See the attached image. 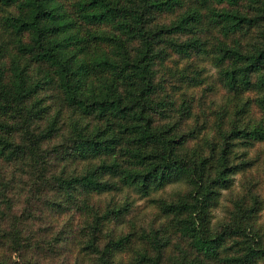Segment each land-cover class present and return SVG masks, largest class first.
Masks as SVG:
<instances>
[{
  "label": "trees",
  "instance_id": "16d2710c",
  "mask_svg": "<svg viewBox=\"0 0 264 264\" xmlns=\"http://www.w3.org/2000/svg\"><path fill=\"white\" fill-rule=\"evenodd\" d=\"M260 146L264 0H0V264H264Z\"/></svg>",
  "mask_w": 264,
  "mask_h": 264
},
{
  "label": "rangeland",
  "instance_id": "374dc122",
  "mask_svg": "<svg viewBox=\"0 0 264 264\" xmlns=\"http://www.w3.org/2000/svg\"><path fill=\"white\" fill-rule=\"evenodd\" d=\"M214 75H215V69L213 67L208 66V68H207V76H208V78L210 79V76H214ZM259 150L260 151L263 150V155L261 157H262V160L264 161V146H260ZM253 152H255V151H253ZM258 165L264 167V162H260V164H258ZM253 175L258 178L259 175H261V174H259V172L257 170H254L253 171ZM240 180H241V176L238 175L236 177V181H237L236 182V187L239 185ZM140 204H143V202H140ZM216 215H217L218 218L221 217V213L219 211L217 212ZM12 261H13V263L21 264V261H20L19 257L16 256V254L12 255Z\"/></svg>",
  "mask_w": 264,
  "mask_h": 264
}]
</instances>
